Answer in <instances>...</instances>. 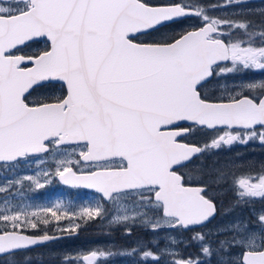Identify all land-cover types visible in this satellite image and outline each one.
I'll use <instances>...</instances> for the list:
<instances>
[{
  "label": "snow or ice",
  "instance_id": "snow-or-ice-1",
  "mask_svg": "<svg viewBox=\"0 0 264 264\" xmlns=\"http://www.w3.org/2000/svg\"><path fill=\"white\" fill-rule=\"evenodd\" d=\"M193 15L202 21L196 29L140 42L146 32H160ZM231 23L210 18L202 8L193 11L183 0L160 5L145 0H0V161L48 153L53 146H81L79 157L93 170L78 175L73 165L80 160L68 157L59 161L60 180L94 188L113 203L131 197L140 208L158 210L169 227L193 231L192 239L211 255L197 226L209 221L215 205L206 198L204 185L187 186V178L178 174L203 149L177 137L191 131L182 122H191L223 131L211 142L215 148L251 139L264 143V83L242 85V94L226 101H209L201 94L220 61L232 62L224 71L237 66L264 70V43L253 44L245 23L236 27L248 39L229 34L226 40L219 26ZM38 37L50 41L48 49L18 54L20 46ZM50 80L63 82L66 92L30 102L34 86ZM257 89L259 95H252ZM236 187L239 198L264 197V174L238 178ZM100 213L97 207L84 214ZM37 214L23 209L0 213V253L50 239L21 230L37 228L27 219ZM138 215L134 207L121 219ZM52 216L59 219L55 211ZM257 225H240L229 239L218 241L221 253L231 256L230 249H239L235 264H264V214ZM151 226L162 225L152 220ZM144 255L160 259L151 252ZM96 257L92 253L84 259L95 264Z\"/></svg>",
  "mask_w": 264,
  "mask_h": 264
},
{
  "label": "rangeland",
  "instance_id": "rangeland-1",
  "mask_svg": "<svg viewBox=\"0 0 264 264\" xmlns=\"http://www.w3.org/2000/svg\"><path fill=\"white\" fill-rule=\"evenodd\" d=\"M188 2V4H192L190 1ZM207 5H213L211 6L213 10L209 9L213 17L218 18L222 14L221 21L232 22L231 25L223 24L228 37L231 34L232 37H238L239 39H248L249 37H247L246 31L237 28L236 24L245 23L249 26L247 31L250 32L251 29L254 32L255 28L257 30L259 28L254 24L250 26L246 22V17L249 15L255 17L264 15V0H241L239 3L235 0H219V5L217 3ZM214 7H219L222 11L215 10ZM165 35L170 36V33L148 34L142 36L141 39L149 42L148 40L154 37ZM258 37L261 36L253 38L259 40ZM262 42L264 43V39ZM193 133V139L198 141L206 151L204 158L189 170L188 175L193 182L205 184L210 188L209 197L219 204L220 210L215 221L198 230L205 236L207 246L212 250L211 255H205L201 251V242L192 239L195 235L193 231L189 232L190 234H185L182 229L148 233V230L152 228V220H160L162 226L168 225L164 223V218L160 213L155 212L156 210L140 208L138 203H133V201H129L127 205L120 207L116 217L121 221L117 220V222H122V225L126 220L121 219V217L125 214L131 215L134 207L142 214L143 218L138 215L134 217V220H127L120 228L121 232H110L111 219L108 218L97 226L93 225V221L99 216L106 218L105 208L111 207L104 206L101 201L95 203V200L89 197L74 199L70 193L71 191L69 193L65 190L60 191L52 184L55 183L57 170L61 167L59 161L68 157L74 160L75 154H72L69 150H59L53 153L49 158V161L54 163L51 167L41 166L44 162L42 161L39 165L19 167L21 171L11 170V174L9 170L0 171V195L5 194L0 200V213L7 214L9 210L15 209H23L29 213L35 211L38 213L37 216L32 217L29 215L27 217L29 223H41L46 217L48 234L81 231L77 221L78 219H86L84 229L87 231L94 230L99 236L80 232L81 234L78 237L59 241L44 248L43 253H39L45 254L46 259L61 258L59 264H88L84 258L92 253L97 254L95 264H173L175 260L189 258H191L193 264H196L197 261L199 264H219L228 261L235 264L239 260V249H230L231 256L222 254L218 248V241L229 239V233L234 232L240 225L257 227V217L264 214V208L256 207L264 203V197L239 198L236 187L238 178L248 177L250 171L254 178L264 174V143L258 139H251L243 144L238 141L234 142L232 144L234 147L225 148L222 147L225 144H221L218 148H215L211 146V142L217 135L200 131ZM238 144L240 145L237 146ZM209 157L208 162L211 161L212 163L205 161ZM217 176H221L223 179H216ZM28 177H31V179H28ZM25 181L33 184L38 191L46 189L45 196L42 195L46 203L35 199V193L38 191L32 189L29 192L31 196H29L21 189ZM18 183L20 184V191L13 194L8 193L12 186L18 185ZM40 184H43V187H40ZM6 194H11V196H6ZM97 207L101 209L99 216L94 215L89 218L84 214L87 209L95 210ZM52 211L57 213L59 219L52 216ZM59 222L61 224H58ZM124 229L128 231H124ZM196 247L198 250L195 249ZM145 252L158 255L159 261L153 259L152 256L144 255ZM20 254L3 258L0 260V264H32V260L28 259L30 256ZM36 261L37 259H34V262Z\"/></svg>",
  "mask_w": 264,
  "mask_h": 264
},
{
  "label": "flooded vegetation",
  "instance_id": "flooded-vegetation-1",
  "mask_svg": "<svg viewBox=\"0 0 264 264\" xmlns=\"http://www.w3.org/2000/svg\"><path fill=\"white\" fill-rule=\"evenodd\" d=\"M146 3H149L151 5H160V4H164V3H169L172 2V0H145ZM193 3H197L196 1H192ZM190 4L192 5V10L196 11V10H200L201 8L203 9L204 12H206L210 18L213 19H222V14L220 16H218V18L213 17L210 12L209 9L213 10L211 8V6L213 5H195V4ZM215 10H220L219 7H214ZM202 23L201 20H199L197 17H195L194 15L191 17H188L186 19H184L182 22L179 23H172L170 27L162 29L160 32H156L154 31L153 33H156L155 35L159 34H164V33H170L171 35H175L178 34L181 31H188V30H194L196 29L200 24ZM220 31L223 33L224 38L227 40L228 37V33L224 30L223 28V24L219 26ZM142 37H140V42L143 43H152L154 41H158L159 39H161V36L155 37L153 39L144 41L141 39ZM234 38V37H233ZM234 39H239L238 37H235ZM253 43H262V40H256L254 38H251ZM239 40H246V39H239ZM50 46V41L47 40V38H41L38 40H34V41H30L28 42L26 45H22L20 46V48L22 49V51H19L18 54L21 55H36L38 53H42L44 50L48 49ZM228 67H232V62L231 61H220L217 63V65H214V68L217 69V71H215L213 73V75L207 80L205 81V87H203L201 89V94L204 98L208 99L209 101H220V100H228L233 96H239L242 94V85H246L248 83H264V70H258V69H243L240 66H237L236 69L234 71H224L223 69L228 68ZM259 89H257L255 92L251 93L252 95H259ZM66 92V86L64 85L63 82L58 81V82H53V81H47L44 84H41L40 86H35L34 87V94L30 97V102L31 101H35V100H40V99H51V98H55L57 96H61ZM243 94H249L246 90L243 92ZM183 127L185 128H191V131L185 133L184 135H181L177 138L178 142L180 143H185L188 145H198L202 148L201 144L193 139V135L195 131H200V132H210L212 134L215 135H221L223 134V131L221 129H216V130H205V129H200L197 126H193V125H189L187 122L182 123ZM240 144H238L237 146H239ZM222 147L225 148H229V147H234L232 144L231 145H224ZM203 149V153L200 157L195 158L192 162L187 163L185 167H181L179 170L178 174H182L187 178L188 181V186H201V184L195 183L193 182L192 178L189 177L188 173L190 172L189 170L192 169V167L194 165H197L203 158H204V148ZM59 150H69L72 154L74 155V161L75 160H80V163H76L73 165V170L77 172V174H88L89 172H91L93 170V167H90L86 162L82 161V158L79 157V152L81 150V146H77V145H71V146H63V147H57V146H53L50 148L48 153H43V154H35V155H27L25 157H22L21 159L15 161V162H9V163H5V162H1L0 163V171H6L9 170L10 174H11V170H16L17 171H21L19 167L25 168V167H29L30 165H39L42 161L43 165L41 166H53L54 163L53 161H49V158L53 155V153H55L56 151ZM222 150V149H221ZM219 153V152H218ZM119 158H116V161L118 162ZM209 158H206L205 161H209ZM208 163H212L211 161ZM205 163V164H208ZM35 168V166H33ZM249 172V171H247ZM251 171L249 172V176L248 177H253L254 175L250 174ZM58 176V175H57ZM254 178V177H253ZM254 181V180H253ZM54 187H56L58 190H65L69 193V191H71L70 193L73 195L74 199L78 198V197H89L91 199L95 200L96 202L101 201L103 203L104 206L106 207H111V208H105V217L99 216L98 218H96L93 221V225L97 226L98 224H101L102 222H105L108 219H111V225H109V227H111V231L110 232H121V227H123V224L126 222H124L122 225V222H117V220L121 221L120 219H118L116 216L119 212V209L121 206L127 205L129 201H133V203H137L133 198L129 197L126 200H119L115 203H113L112 201L107 200V198L102 199L101 193H98L96 190H87L86 188L82 187V186H78L75 188H66L63 187L57 177L55 180V183H52ZM21 189L24 190L27 195L31 196L29 194L30 191H32V189H34L35 191H38V189H36L34 187L33 184L29 183V181H25L22 186ZM20 191V184L18 183V185H13L11 190L8 191V193H15ZM45 190H39L38 192H36L35 194V199L39 200V202L42 203H46L45 198L42 197V195L45 196L44 192ZM209 191V190H208ZM206 192V196L209 197V192ZM22 192V193H25ZM11 194H6V196H11ZM5 195V194H4ZM4 195H0V200H2V196ZM14 203V202H13ZM156 213H159L158 210L155 211ZM46 219V217H45ZM86 219H78V223H79V229L81 231H75L72 233H67V231H64L63 233H55V234H51V235H60V234H67L69 235L68 238H73V237H78L82 232L83 233H89V234H93L94 236H99L97 232H95L94 230H90L87 231L84 229V226L86 225ZM75 221V220H74ZM67 222V221H66ZM58 224H61L60 222ZM162 227H167V226H161L158 229H154L153 227L150 228L148 230V233L152 232V233H156V232H160V231H164V230H168L166 228H162ZM25 234L29 235V236H42L44 234H48V226L47 223H44L43 221L41 223H37V228L33 229L30 226L29 227H25L23 229H21ZM124 231H128L126 229H124ZM81 232V233H80ZM50 233H54V232H50ZM130 233V232H129ZM103 234V233H100ZM67 238V239H68ZM44 248H46V246L43 247H39V248H34L31 250H27L24 252H20V253H29L33 250L37 251V252H41ZM11 255H15V254H11ZM9 255V257L11 256ZM8 257V256H7ZM5 258V257H3ZM2 257L0 258L3 259Z\"/></svg>",
  "mask_w": 264,
  "mask_h": 264
},
{
  "label": "trees",
  "instance_id": "trees-1",
  "mask_svg": "<svg viewBox=\"0 0 264 264\" xmlns=\"http://www.w3.org/2000/svg\"><path fill=\"white\" fill-rule=\"evenodd\" d=\"M188 1L192 2V1H196L198 5H204V4H215L217 3L219 5V0H183L184 3H189ZM259 17H255L254 15H249L247 16V21L250 26L251 24H254L257 28H259L258 30L255 28L254 32L251 31L250 29V33H251V38L255 37V36H261V34H259V32H264V15H258ZM243 17V16H242ZM241 17V19L243 20V18ZM263 20V21H262ZM245 21V20H243ZM248 37V36H247ZM259 39L262 37H258ZM264 38H262L263 40ZM263 43V42H262ZM254 45H260L261 43H253ZM216 202V201H215ZM216 204L219 207V204L216 202ZM256 207H260V208H264V203L262 205H257ZM196 250H198V248H195ZM44 251V250H43ZM39 253H43L41 252H37V251H31L29 253H23L21 255H28L30 257H28V259L32 260V264H53L52 262H55L57 264H59V262L61 261V258H57V259H46L45 258V254H39ZM34 259H37L36 262H34ZM42 260V261H40ZM48 260V262L46 263V261ZM214 262V261H212ZM73 263V262H71ZM222 264V263H219Z\"/></svg>",
  "mask_w": 264,
  "mask_h": 264
},
{
  "label": "water",
  "instance_id": "water-1",
  "mask_svg": "<svg viewBox=\"0 0 264 264\" xmlns=\"http://www.w3.org/2000/svg\"><path fill=\"white\" fill-rule=\"evenodd\" d=\"M151 31H153V30H151ZM146 33H147V32H146ZM40 38H42V37H40ZM40 38H39V39H40ZM209 78H210V77H209ZM209 78H208V79H209ZM208 79H207V80H208ZM188 123L192 124L191 122H188ZM198 126H199V125H198ZM199 127L204 128L203 126H199ZM209 130H213V129H209ZM193 146H195V145H193ZM201 152H202V151H201ZM201 152L195 154L192 158H190V160L186 161L185 164H187V163H189L190 161H192L195 157L201 155ZM33 154H35V153H33ZM19 158H21V157H19ZM14 161H15V160H14ZM0 162H2V161H0ZM59 181H60V183H61L62 185L67 186V187H78V186H82V187H84L83 185H74V184H72V183L65 184L62 180H60V178H59ZM193 187H196V186H193ZM84 188H87L88 190H95L94 188H88V187H84ZM206 189H207V188L204 187V192L206 191ZM212 202H213V201H212ZM213 203H214V202H213ZM214 205H215V212H214L213 216L210 217L209 221H208L205 225H207V224H209L211 221H213V220L217 217V215H218L217 206H216L215 203H214ZM205 225H203V226H197V227H198V228H201V227H204ZM166 228H168V227H166ZM170 228H171V229H177V228H172V227H170ZM183 230H185V229H183ZM185 231H188V230H185ZM48 236L50 237L49 240L43 241L42 243H39V244H36V245H32V246H30L28 249L37 248V247H41V246H44V245H47V244H50V243L56 242V241H58V240H61V239L66 238V237L69 236V235H58V236H50V235H48ZM33 237H36V236H33ZM25 250H26V249H25ZM11 253H13V252H9V253H0V257H2V256H6V255H9V254H11Z\"/></svg>",
  "mask_w": 264,
  "mask_h": 264
}]
</instances>
